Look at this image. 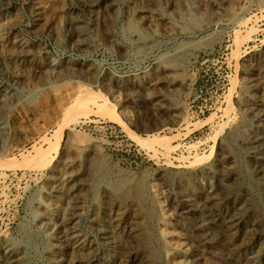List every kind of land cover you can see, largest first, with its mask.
<instances>
[{"label": "rangeland", "instance_id": "rangeland-1", "mask_svg": "<svg viewBox=\"0 0 264 264\" xmlns=\"http://www.w3.org/2000/svg\"><path fill=\"white\" fill-rule=\"evenodd\" d=\"M71 1L0 0V243H17L18 264H60L72 189L81 264H150L152 252L151 264H264V171L248 158L264 161V148L240 126L248 102L264 103V0ZM89 98L96 107H82ZM148 134L173 150L153 155ZM232 152L246 160L230 172ZM136 183L142 201L120 197Z\"/></svg>", "mask_w": 264, "mask_h": 264}, {"label": "bare ground", "instance_id": "bare-ground-1", "mask_svg": "<svg viewBox=\"0 0 264 264\" xmlns=\"http://www.w3.org/2000/svg\"><path fill=\"white\" fill-rule=\"evenodd\" d=\"M137 1V0H136ZM88 2V1H87ZM90 3H92L91 1H89ZM138 2V1H137ZM98 3V2H97ZM79 4H82V0H72L71 2H70V4H69V8H71V9H75L77 6L76 5H79ZM133 4H134V2H133ZM138 5V4H137ZM142 5V4H141ZM81 6V5H80ZM173 7V6H172ZM88 8V7H87ZM86 8V9H87ZM94 8V7H93ZM92 8V9H93ZM101 8V7H100ZM104 8V7H103ZM174 8H176V7H174ZM148 10V9H147ZM243 10V9H242ZM87 11V10H86ZM90 11V10H89ZM94 11V10H93ZM102 11H104L103 9H102ZM108 11V10H107ZM143 11V10H142ZM92 12V11H91ZM128 12V11H127ZM131 12H132V10H131ZM136 12V11H135ZM92 13H94V12H92ZM96 13V12H95ZM99 13V12H98ZM104 13V12H103ZM134 13V12H133ZM132 13V14H133ZM243 13V12H242ZM97 14V13H96ZM99 14H101V13H99ZM93 15V14H92ZM131 15V14H130ZM72 16V15H71ZM94 16V15H93ZM96 16V15H95ZM152 16H154V15H150V14H148V12L147 13H144V12H138L137 14H136V19L137 20H141L142 22H143V24L145 25V26H147V27H153V22L156 20V19H154ZM163 16V15H162ZM99 17V16H98ZM155 17V16H154ZM157 17V16H156ZM159 17V16H158ZM93 18V17H92ZM95 18V17H94ZM101 18H102V16H101ZM96 19V18H95ZM105 18L103 17V20H104ZM158 19H160V20H162V18H158ZM67 20V19H66ZM247 20L248 19H244V17H243V14H240V16L238 17V20H237V23H239L240 25H245L244 23H247ZM92 21H94V20H92ZM96 21V20H95ZM107 21V20H106ZM106 21H105V23H106ZM166 21V20H165ZM246 21V22H245ZM81 21H80V19H78L77 17L76 18H72V17H70L68 20H67V27L69 28H67L68 30H71L72 31V34H74V36H78V33H74V31L76 30L77 31V29H78V27H79V23H80ZM103 22V21H102ZM155 23V22H154ZM160 23V22H159ZM164 23V22H163ZM128 24V23H127ZM130 24V23H129ZM161 24V23H160ZM15 25V24H14ZM94 25V24H93ZM143 25V26H144ZM159 25V24H158ZM129 26V25H128ZM130 26H133V25H131L130 24ZM155 26V25H154ZM13 27V26H12ZM94 27H95V25H94ZM161 27V26H160ZM166 27V26H165ZM102 28V27H101ZM168 28V27H167ZM167 28H166V30H167ZM170 28V27H169ZM14 30V29H13ZM97 30V29H96ZM96 30H94V31H96ZM131 30V29H130ZM155 30V29H154ZM162 30V29H161ZM170 30V29H169ZM93 31V32H94ZM137 31V30H136ZM180 31V30H179ZM78 32V31H77ZM128 32V31H127ZM97 33V32H96ZM141 34V33H140ZM165 34V33H164ZM242 39V38H241ZM60 43V42H59ZM189 44V43H188ZM192 47V46H191ZM4 48V47H3ZM182 55H184V54H182ZM182 55L180 54V57H181V59H184V58H182ZM179 57V58H180ZM186 59V58H185ZM2 60V59H1ZM155 60V59H154ZM153 60V61H154ZM181 61V60H180ZM159 62V61H158ZM163 63V62H162ZM169 65V64H168ZM177 66H175V67H173L174 69L176 68ZM71 68V67H70ZM177 69H175V70H173L174 72L176 71ZM179 70V69H178ZM171 72V71H170ZM177 72V71H176ZM87 73V72H86ZM164 74V73H163ZM176 74V73H175ZM250 77L251 78H249V81H251V82H253V81H258V79L259 78H262V76H263V70H260V69H256V70H254L253 71V69H251V72H250ZM72 77V76H71ZM171 77V76H170ZM173 77V76H172ZM68 78V77H67ZM145 78V77H144ZM154 78V77H153ZM157 78V77H156ZM163 78L164 77H158V82H161V83H163L164 82V80H165V78H164V80H163ZM167 78H169V77H167ZM12 80V79H11ZM96 80V79H95ZM155 80V79H154ZM171 80V79H170ZM172 81V80H171ZM186 84V83H185ZM184 85V84H183ZM248 85V84H247ZM140 86V85H139ZM176 86L178 87V86H181V85H178V84H176ZM252 86V85H251ZM166 88V87H165ZM166 90V89H165ZM1 91V90H0ZM87 93V92H86ZM7 95V94H6ZM96 95H99L98 93H96ZM2 97V96H1ZM95 97V96H94ZM103 97V96H102ZM101 97V98H102ZM78 98H79V96H78ZM78 98H75V102H78L77 100H78ZM102 100V99H101ZM86 101V100H85ZM101 102V101H100ZM103 102H105L106 103V99L105 98H103ZM108 102V101H107ZM81 103V105H84V106H82V107H85L86 105H87V107H88V104L91 106H94L95 104H96V102H95V99L94 98H89V100H88V102L86 103V104H82V102H80ZM102 103V102H101ZM97 108H99L98 106H99V103L97 102ZM80 105V106H81ZM105 106H107V105H105ZM104 106V107H105ZM95 107H96V105H95ZM101 107L102 108H100V109H103V105H101ZM156 107H159L160 108V105H156ZM245 107V106H244ZM80 109V108H79ZM182 108H180V110H181ZM245 109V120L243 121V123L242 124H240V126L241 127H245V128H248V129H250L251 127H256V131L257 132H253V133H250L249 135H248V137H246V139H245V141H246V143L245 144H247V146H249L250 148L251 147H258V146H261V147H263L264 148V129H262V128H259L260 126H262V125H264V103H262V102H257V101H251V102H248L247 103V105H246V108H244ZM232 110V109H231ZM241 110H242V108H241ZM82 111V110H81ZM99 111V110H98ZM182 111V110H181ZM228 113H229V111H227ZM226 114V117H227V119H228V116H227V113H225ZM177 117V116H176ZM177 119H175V121H176ZM229 120V119H228ZM227 120V121H228ZM180 122V121H179ZM120 124L122 125V127L125 129V131L127 132V134H129V135H131L132 136V138L133 137H136V134L132 131V130H130L129 129V127H128V125L126 124V123H124V122H120ZM0 126H1V122H0ZM239 126V128H241ZM237 129H233V130H231L230 132H229V134H228V137H227V140L229 141V142H231V143H235V139H236V137L239 135V131L238 130H240L239 128H238V126L236 127ZM228 130V129H227ZM255 130V129H254ZM56 136H57V133H56ZM148 137L147 138H150L151 140L148 142V140H146V142H148V144H147V147H148V150L153 154V155H156V153H157V151H160L162 154H163V156L164 157H166L170 152H171V150H173V148H174V146H170V144L168 143V142H166L162 137H158L157 138V136L155 135V134H148L147 135ZM146 137V136H145ZM239 138H241L240 137V135H239ZM54 139H56V137L54 138ZM134 139H136V138H134ZM138 139V138H137ZM143 139V138H142ZM42 141L43 142H47V144H52V142L53 141H51V143H50V139H49V137L48 138H42L41 139V143H42ZM59 141V140H58ZM241 141V140H240ZM141 142V141H140ZM144 141H142V143L141 144H144L143 143ZM146 142H145V144H146ZM228 142V143H229ZM243 142V141H242ZM56 143V142H55ZM54 143V144H55ZM244 144V143H243ZM41 145V144H40ZM37 147V148H36ZM35 147V151L37 152L36 154L38 155V157L40 158V160L41 161H43L42 159L44 158V155L46 154H44L43 152H45V151H41L40 150V147L39 146H36ZM49 148H50V146H48ZM89 147V146H88ZM226 147V146H225ZM241 147V146H240ZM246 147V146H245ZM54 148V147H53ZM96 148V147H95ZM47 149V148H46ZM229 149V148H228ZM255 149V148H254ZM2 147H1V145H0V154L2 153ZM38 150H40V151H38ZM97 150V149H96ZM239 150V149H238ZM249 150V149H248ZM47 151V150H46ZM220 151V150H219ZM251 152V151H250ZM242 154V153H241ZM94 155V154H93ZM243 155V154H242ZM246 155H247V152H246ZM46 156V155H45ZM162 156V155H161ZM248 156V155H247ZM169 157V156H168ZM252 158V159H254L255 160V162H256V167H258L259 168V170H261V171H264V161H263V159L262 158H260L258 155L256 156V154H255V152H253V150H252V153L248 156V158ZM197 158V157H196ZM46 159V158H45ZM167 159V158H166ZM200 159V158H199ZM203 159V158H202ZM39 160V161H40ZM97 160V159H96ZM165 160V159H164ZM169 160V159H168ZM195 160V159H194ZM226 160H227V162H226V170H228V171H230V172H232V171H234L235 170V166H234V164H238L239 166H242L244 163H245V160H244V157H242L239 153H229L227 156H226ZM40 161V163H43V162H41ZM95 161V160H94ZM253 161V160H252ZM37 162L38 161H36V163L34 164V168L36 167L35 165H37L38 166V164H37ZM220 163H222L221 161H219ZM39 163V162H38ZM39 163V165H42V164H40ZM31 165H33V164H31ZM67 165V164H66ZM79 165V164H78ZM84 165V164H83ZM217 165V164H216ZM16 167L17 166V164H11V165H9V167ZM63 166V165H62ZM225 166V165H224ZM4 167H7V166H3V165H0V176H3L4 175V171L2 170V168L3 169H5ZM10 167V168H11ZM218 167V166H217ZM220 167H221V165H220ZM247 168V167H246ZM37 169V168H36ZM218 169V168H217ZM221 169H223V168H221ZM251 171V170H250ZM92 172V171H91ZM223 172V171H222ZM61 173V172H60ZM215 173V172H214ZM219 173H220V171H219ZM108 174V173H107ZM187 174L186 173H184V176H186ZM237 175V174H236ZM108 176V175H107ZM106 177V176H105ZM60 178H61V176H60ZM70 178V176L69 175H63V177L61 178V179H63L61 182L63 183L64 181H67L68 179ZM97 178H98V176H97ZM2 179V178H1ZM71 179V178H70ZM263 179V178H262ZM72 180V179H71ZM103 180L105 181V184H107L108 186H110V187H113V188H115L113 185H112V183H108L109 182V180L107 179V177L106 178H103ZM57 181H59V180H57ZM110 181H112V180H110ZM113 182V181H112ZM235 182V181H234ZM70 183V182H69ZM102 183V182H101ZM61 184V183H60ZM137 184V183H136ZM117 185V184H116ZM141 185L142 184H137V186L135 185V188L133 189V188H131V190L130 189H128V191L126 192H124V193H122L121 195H120V197H122V198H125L126 196H128V197H130V196H133L137 201H140L141 200V198H142V196H144V195H142L141 193L142 192H140V188H141ZM120 187V186H119ZM118 187V188H119ZM219 187H221V186H219ZM61 188V187H60ZM222 188H225V186H224V184L222 185ZM67 189V188H66ZM70 189V188H69ZM127 189V188H126ZM65 190V189H64ZM244 190V189H243ZM103 191V190H102ZM106 191V190H105ZM64 192V191H63ZM73 192V190L72 189H70L68 192H67V194H66V202L69 204V206H70V204L72 203V201L71 200H73V206L71 205V210L66 214V216H63L62 218H61V220H60V222H59V225L57 226V229H56V236H57V239L60 241V245H61V247H62V250L63 251H61L62 253H60V259H59V261H60V264H81L82 262H83V258H84V256H87V255H85L86 253V251H81V252H77L78 254L77 255H75L74 254V252L73 251H76V249L78 248V246L76 245V242H75V238L77 237V230H78V228H77V226L75 225V221H74V219L76 218V211H75V209H74V207H75V205H74V203H76L77 204V201H75V199L74 198H72L73 196H72V193ZM86 192V191H85ZM108 192V191H107ZM86 193H88V192H86ZM144 193V192H143ZM245 193V192H244ZM59 196V195H58ZM86 196V195H85ZM253 197V196H252ZM39 198V197H38ZM132 198V197H131ZM144 199V198H143ZM259 199V198H258ZM85 200V199H84ZM116 200V199H115ZM142 201V200H141ZM146 201V200H145ZM82 202V201H81ZM144 202V201H143ZM140 203V202H139ZM138 203V204H139ZM145 203V202H144ZM34 204V203H33ZM204 204V203H203ZM136 206V205H135ZM141 206V205H140ZM137 207H138V205H137ZM142 207V206H141ZM65 208V207H64ZM107 208V207H106ZM139 209H142V208H139ZM146 209V208H145ZM73 210V211H72ZM116 210V209H115ZM148 210V209H147ZM67 211V210H66ZM150 211V210H149ZM148 211V212H149ZM59 212H61V211H59ZM108 212H109V210H108ZM58 213V212H57ZM105 213V212H104ZM133 213V212H132ZM108 215V214H107ZM160 215V214H159ZM234 217V216H233ZM91 218V217H90ZM109 219L110 218H112V217H108ZM234 218H236V217H234ZM108 220V219H107ZM109 221H112V220H108V222ZM164 221V220H163ZM49 222V221H48ZM111 223V222H110ZM109 224V223H108ZM91 225V224H90ZM114 226V225H113ZM156 226V225H155ZM94 227V226H93ZM263 227V226H262ZM97 228H99V227H97ZM110 228H112V226L110 227ZM113 230V229H112ZM258 230V229H257ZM104 231V230H103ZM49 233V232H48ZM110 233V232H109ZM109 233H104L105 235H103V238H105L107 241H112V238H111V235H109ZM4 236V235H3ZM29 238V237H28ZM114 239V238H113ZM140 239L143 241V243H144V245H146V244H150V243H147L148 242V237H147V233L146 232H142L141 233V236H140ZM29 240V239H28ZM11 241H13V240H11ZM26 242V241H25ZM104 242V241H103ZM20 243V242H19ZM14 244H17L15 241H13V242H10V241H8V240H6L5 238H3V240H2V242L0 243V264H18V262H19V253H17V251L13 248V245ZM125 246V245H124ZM150 246V245H149ZM19 247V246H18ZM26 247V246H25ZM24 247V248H25ZM22 248H23V245H22ZM28 248V247H27ZM149 248V247H148ZM19 249H20V247H19ZM35 249V248H34ZM89 249V248H88ZM151 249V248H150ZM153 249V248H152ZM96 250V249H95ZM121 250V252H122V249H120ZM36 251V250H35ZM78 251V250H77ZM80 251V250H79ZM154 251V250H153ZM151 253V252H150ZM22 254V253H21ZM38 254V253H37ZM155 254V252H152L151 254H150V256H149V262H150V264L153 262V261H155L154 260V255ZM157 254V253H156ZM23 255V254H22ZM25 255V254H24ZM36 257V256H35ZM57 259V258H56ZM123 259V258H122ZM156 259V258H155ZM203 261V260H202ZM84 263V262H83ZM155 263V262H154Z\"/></svg>", "mask_w": 264, "mask_h": 264}]
</instances>
